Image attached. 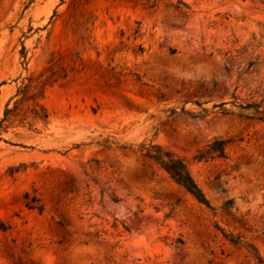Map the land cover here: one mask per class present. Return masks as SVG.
<instances>
[{
    "label": "rangeland",
    "instance_id": "374dc122",
    "mask_svg": "<svg viewBox=\"0 0 264 264\" xmlns=\"http://www.w3.org/2000/svg\"><path fill=\"white\" fill-rule=\"evenodd\" d=\"M151 5L0 0V120L29 85L0 141V264H254L215 224L264 258V121L233 103L264 104V0ZM216 137L235 141L228 158L195 159ZM149 144L185 161L214 210Z\"/></svg>",
    "mask_w": 264,
    "mask_h": 264
},
{
    "label": "trees",
    "instance_id": "16d2710c",
    "mask_svg": "<svg viewBox=\"0 0 264 264\" xmlns=\"http://www.w3.org/2000/svg\"><path fill=\"white\" fill-rule=\"evenodd\" d=\"M148 2H152V7L156 6L158 1L161 0H146ZM177 8H186L190 9L187 3L179 1L176 5ZM142 50V48H140ZM172 54L175 53L174 50L171 51ZM22 58H24V63L26 60V48L23 45L21 50ZM238 58H230L225 63V70L228 74L232 71L233 66L236 63ZM246 68H244L243 73H252L255 71L257 61L255 59H251L247 62ZM29 85H24L22 88L18 90L16 96L25 95L28 90ZM12 97L9 102L6 104L5 112L3 118L0 120V141L2 140V131L4 130V124L7 119L12 115V113L17 109L18 102L20 99L15 101V105L13 108L9 107L10 102L13 100ZM234 101L236 105L242 109L245 113L242 114L247 119H258L260 121H264V104L262 102H237L236 96L233 94ZM196 104L202 107V103L200 101H195ZM228 102H220L214 104L213 108L217 109L221 114L231 113L228 109L225 108V105ZM43 113H40L37 109H33L32 112L36 117L42 119L46 122L49 115L45 111L44 108ZM172 114L177 113L175 109L170 110ZM181 113L191 117L192 119H198L202 115H207L208 110L206 108H202L200 111H191L186 110L184 107L181 110ZM235 141L233 139H223V138H213L210 142H208L202 149H200L195 155V159L199 161H210L215 159H226L228 158V147L233 144ZM140 151H142L148 159L155 162L160 168H162L169 176L181 187H183L188 193H190L200 204L206 206L210 210H214L209 199L206 194L203 192L201 187L198 185L194 177L191 175L188 170L187 164L183 159L175 155L173 152L163 148L158 144H149L147 146H141ZM114 202L117 200L112 199ZM233 200L228 199L223 203V207L226 209L232 208ZM215 227L218 231L221 232L223 237L228 240L232 245L238 247L239 249L245 251L246 255L254 260V264H264V258L261 256L257 248L245 240L242 235L233 234L227 232L224 228H222L219 224H215Z\"/></svg>",
    "mask_w": 264,
    "mask_h": 264
}]
</instances>
